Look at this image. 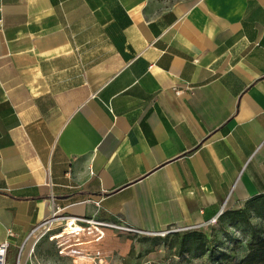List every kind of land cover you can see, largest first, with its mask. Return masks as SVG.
<instances>
[{"label": "crops", "instance_id": "crops-1", "mask_svg": "<svg viewBox=\"0 0 264 264\" xmlns=\"http://www.w3.org/2000/svg\"><path fill=\"white\" fill-rule=\"evenodd\" d=\"M259 195L264 0H0L10 264H72L47 241L30 254L56 209L158 235Z\"/></svg>", "mask_w": 264, "mask_h": 264}, {"label": "built area", "instance_id": "built-area-1", "mask_svg": "<svg viewBox=\"0 0 264 264\" xmlns=\"http://www.w3.org/2000/svg\"><path fill=\"white\" fill-rule=\"evenodd\" d=\"M144 235L149 234L122 224L61 216L56 209L30 232L28 240L32 241V258L38 244L47 241L54 244L60 257L69 259L72 264H117L123 259L121 245ZM9 246L7 241L0 244V264H10ZM21 254L22 250L17 264H20Z\"/></svg>", "mask_w": 264, "mask_h": 264}, {"label": "rangeland", "instance_id": "rangeland-1", "mask_svg": "<svg viewBox=\"0 0 264 264\" xmlns=\"http://www.w3.org/2000/svg\"><path fill=\"white\" fill-rule=\"evenodd\" d=\"M248 210L249 224L235 220L228 211L207 227L204 231L212 243L220 246L232 256L240 257L245 252V246L251 242L259 230L264 229V220L260 219L244 204L241 210ZM190 230L167 231L158 235H144L123 246V261L121 264H209L208 255H179L177 246L181 236ZM234 248V250H231Z\"/></svg>", "mask_w": 264, "mask_h": 264}, {"label": "trees", "instance_id": "trees-1", "mask_svg": "<svg viewBox=\"0 0 264 264\" xmlns=\"http://www.w3.org/2000/svg\"><path fill=\"white\" fill-rule=\"evenodd\" d=\"M246 203L255 215L264 220V195L253 197ZM228 212H230L231 218L249 224L248 210L240 208L228 210ZM177 253L196 257L207 254L209 264H264V229L262 228L254 235L253 240L245 246V252L240 257L232 256L226 250H222L220 246H216L206 235V232L201 230H190L181 236Z\"/></svg>", "mask_w": 264, "mask_h": 264}]
</instances>
